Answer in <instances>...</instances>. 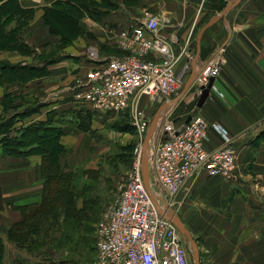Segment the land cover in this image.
<instances>
[{
  "label": "crops",
  "instance_id": "1",
  "mask_svg": "<svg viewBox=\"0 0 264 264\" xmlns=\"http://www.w3.org/2000/svg\"><path fill=\"white\" fill-rule=\"evenodd\" d=\"M19 1L23 7L35 9L29 28L38 32L34 38L37 44L56 41L57 37L46 30L43 14L46 6L58 0ZM222 2L109 0V10L101 8L103 13L99 19L83 12L78 25L81 30L91 32L96 42L108 45L109 50L105 48L103 54L109 58L122 56L114 36L117 31L137 23V16L143 17L145 9L157 18L161 34L177 35L174 52L186 44V53L176 66L179 71L191 53L194 38L191 68L196 54V34L207 16L212 15ZM220 47L224 48L223 64L214 82L223 96L209 93L198 107L197 100L192 101L191 94L181 93V89L159 104L164 108L159 113L160 125L155 134L165 120L180 126L193 111L209 124L219 123L229 132L237 154L234 176L227 180L201 172L189 178L179 194L180 198L183 196V203L177 213L190 232L196 234L193 236L197 239L201 260L205 253L210 264H264V0H242L204 30L199 43L197 71ZM76 61L65 58L50 65L47 74L26 85L36 96L50 98L35 111H30L29 118L43 119L49 110H54L57 125L64 126L62 110L81 108L72 97L75 82L72 75V82L66 83ZM11 85L10 91L16 92L18 87ZM144 97L142 103L146 102ZM74 131L75 136L80 135ZM66 135L61 136L62 143H65ZM223 145L221 135L208 125L205 147L217 149ZM39 162L38 155H7L0 148V264H92L96 257L95 228L80 239L76 235L67 246H43L33 251L19 248L9 240L10 226L22 220L19 208L41 198L43 179Z\"/></svg>",
  "mask_w": 264,
  "mask_h": 264
},
{
  "label": "built area",
  "instance_id": "2",
  "mask_svg": "<svg viewBox=\"0 0 264 264\" xmlns=\"http://www.w3.org/2000/svg\"><path fill=\"white\" fill-rule=\"evenodd\" d=\"M159 28L157 18L145 11L139 23L117 32L118 46L126 53L99 62L76 79L72 87L76 102L97 110L130 109L140 142L147 127L141 98H170L177 92L180 78L176 66L187 50L184 44L174 52L177 35L165 36ZM223 50L218 48L200 66L194 79V85L202 89L212 78L209 93L220 97L223 92L214 80L223 64ZM208 125L221 135L222 147H205ZM158 133L149 160L153 191L160 188L174 201L186 181L201 172L227 180L234 176L236 150L232 137L221 124H209L193 112L180 126L165 120ZM141 147L138 144L135 148L137 157L128 179L96 222V257L92 264H191L183 237L160 214L145 188L140 168Z\"/></svg>",
  "mask_w": 264,
  "mask_h": 264
},
{
  "label": "rangeland",
  "instance_id": "3",
  "mask_svg": "<svg viewBox=\"0 0 264 264\" xmlns=\"http://www.w3.org/2000/svg\"><path fill=\"white\" fill-rule=\"evenodd\" d=\"M6 1L7 0H3L0 3V57H2L0 58V63L5 62L8 64L26 65L40 64L43 67L40 68L39 72H37L38 74L33 75V77L25 81L22 78H16V80L12 82H0V87L2 89V93L0 95V148L2 152V138L4 133L9 134V136L15 137V140H22L24 139L21 136L22 130L27 125L35 121H46L49 112L54 111L49 110L45 118L36 120H32V118H29L32 113H29L25 116H22V114H20V112H23L28 108L31 109V111H35L34 109H36L41 103L46 102L50 99L48 97L41 98L39 96H36L31 89H27L26 85L29 82L34 79L43 77L48 73V67L50 65L53 66L54 64H57L65 58H75V60H77L75 62V65L72 64L74 69L71 68L70 75L66 77V79H70L66 81V83L68 82V84L73 80L75 81L76 79L80 78L84 72H86L93 66H96L99 62H105L107 59H109V56L103 54L105 48H107V51L109 50L108 45L106 46L105 44L96 42L95 39L85 34V32L88 31H83L81 30V28V34L70 38L68 40L69 42L59 40V36L53 34L57 37L56 41L45 42L42 45H38L36 40L34 39L38 32L36 30L32 31L33 28H29V23L32 18L26 24V21L22 20L23 18L21 19L12 11L2 8L4 5H6ZM17 1L20 3L19 0ZM228 1L229 0H223V2L218 5V8L223 5L225 6ZM78 4L83 12L88 13H91L90 11H96L99 12V14H102L103 11L101 10V8L109 10V0H78ZM223 7H221V9ZM201 8L202 5L200 6V9ZM218 8H215L216 12L213 10L214 13L212 15L207 16V19L203 22V24H201L200 28L208 21L210 17L221 11V9ZM145 11L146 10L144 9L143 15ZM137 18L138 19L136 20V22L139 23L142 15L137 16ZM46 30L48 31L47 28ZM48 33L50 32L48 31ZM89 33L92 34L91 32ZM114 39L119 50L123 52V54L126 53L125 50L118 46V36H114ZM194 43L195 39L193 38L191 53L187 56V61L184 63V65L180 67L178 74L180 78L179 89L177 90L176 94H178V92L183 89L184 82L191 72L190 59L194 55L192 53L193 49L195 48ZM27 50L29 52L26 53ZM66 52H69V55ZM20 56H26L27 59H21ZM151 56L153 57L154 55L151 54ZM96 57L97 60H95ZM94 63L96 64L93 65ZM71 75L72 81L70 78ZM6 78L8 79V77ZM194 82L195 81L193 80L191 86L185 91V93L191 94L192 101L197 100V97L200 94L199 90H201V88L196 86V84L194 85ZM11 84H15V86L18 87L16 89V92L10 91V88L12 87ZM144 98L146 102H141V109L143 111L144 120L147 121V127L145 132L142 133L143 135L141 142L138 130L133 124L130 109L119 111H102L93 108L89 104L77 102L81 108L67 107L61 112L65 113L63 124H65L64 126L67 127L65 133L68 135H66L65 143L61 142V138L60 142L66 149V152H64L63 156H65L66 158L67 165L71 167L65 169L72 175V192L74 194L80 192V198L77 202L78 206L82 205L83 202H86L85 209L83 210L81 216H84L85 213L86 215L93 217L92 222L90 223L92 229L95 228L96 222L100 218L106 206L113 200L115 196L118 195L121 185L124 184L128 179L131 167L135 161V158L137 157L135 148L138 144H141V146L143 145L144 137L154 116V113L156 112V109L158 108L160 103L168 99L148 96H145ZM167 112L169 114L171 113L169 110H167ZM12 114H17L19 116H14ZM70 117L72 119H70ZM56 122L57 120H55L53 125L59 126ZM129 125L133 128L132 132H127L124 130V127ZM159 125L160 122L158 118L154 134L150 141V148L154 146L156 140L159 137V133L157 135L155 134L156 127H158ZM64 126H62V128ZM73 129L75 130V133H80V135L75 136L73 133ZM28 140L33 143V145L39 141L37 135L28 136ZM28 143L29 142L25 144L27 145ZM129 146H131V150L127 149ZM32 155L40 156L39 165L41 166V155ZM42 179L44 180L43 177ZM150 185L152 188V177H150ZM51 188L52 190H54L55 186L52 184ZM153 192L165 202L167 207L178 212V209L183 203L182 195L181 198L180 195H178L177 199L172 201L169 195L160 188H155ZM160 203L163 205L162 202ZM63 213L64 210L61 209L59 212V217H62ZM74 213L76 216H79L78 212L74 211ZM80 222L83 223L84 221ZM85 233L87 232L80 230L77 233V236H79L78 238L80 239L81 236H83ZM192 235L196 234L193 233ZM80 244L82 245V243ZM185 245L187 247V255L190 259V262L191 264H194L192 258V249L189 242H185ZM202 256L203 262L200 258V264H210L209 257L205 253H203Z\"/></svg>",
  "mask_w": 264,
  "mask_h": 264
},
{
  "label": "trees",
  "instance_id": "4",
  "mask_svg": "<svg viewBox=\"0 0 264 264\" xmlns=\"http://www.w3.org/2000/svg\"><path fill=\"white\" fill-rule=\"evenodd\" d=\"M2 8L12 11L21 19L23 18L22 20L26 21V24L35 12L34 8L23 7L17 0H7L6 5ZM90 12L94 19H99V12ZM82 15L83 11L78 4V0H58L53 5L44 8L43 20L51 34L58 35L59 40L68 41L70 38L81 34L82 31L78 22ZM85 34L93 38L89 32H85ZM27 52L29 51L27 50ZM42 67L40 64L0 63V82H12L16 78H22L25 81L38 74L37 72ZM30 111L31 109L28 108L20 112V114L25 116ZM12 115L19 116L17 114ZM57 119L56 112L51 111L46 121L32 122L22 130L21 136L24 139L15 140V137L9 136L7 133H4L2 138L3 153L5 154L13 156L40 154L42 157L40 168L44 180L40 201L21 206L19 209L22 220L11 225L8 230L9 240L17 247L28 251H33L37 247L43 246H67L71 244L73 237L80 230L86 232L92 230L90 223L93 217L85 213L84 216H81L86 202L78 206L77 202L80 198V192L75 194L72 192V175L65 169L71 167L67 165L66 158L63 156L66 149L60 142V138L65 133L66 128L54 126L53 123ZM70 119L72 118L70 117ZM124 130L132 132L133 128L129 125L125 126ZM30 135H37L39 141L33 145L28 140ZM27 142L29 143L26 145L25 143ZM127 149L131 150V146ZM52 184L55 186L54 190L51 188ZM61 209L64 210V213L62 217H59ZM74 211L78 212L79 216H76Z\"/></svg>",
  "mask_w": 264,
  "mask_h": 264
},
{
  "label": "water",
  "instance_id": "5",
  "mask_svg": "<svg viewBox=\"0 0 264 264\" xmlns=\"http://www.w3.org/2000/svg\"><path fill=\"white\" fill-rule=\"evenodd\" d=\"M241 1L242 0H229L226 3V5L221 9V11L213 15L212 17H210L208 21L197 32L196 34V54L191 63V72L184 82L181 93L185 92L191 86L195 78V75L197 74L196 61H197V56L199 53V43H200L201 36L204 30L210 27L212 24H214L218 20H220L221 18H223L232 7L236 6ZM212 82H213V79L211 78L208 85L206 87H202L201 93L199 94L197 102H196L198 107H200L205 101V99L207 98L209 94V87L211 86ZM162 108H164V105L159 106V108L154 113V116L149 124L146 135L144 137V141H143V145L141 149V157H140L141 174H142L145 188L148 191L149 195L151 196L153 202L155 203L158 211L164 218L169 220L178 229L179 233L181 234L185 242H189L191 249H192V258H193L194 264H200V251H199L196 238L191 234L190 230L184 224L179 214L176 211L172 210L171 208L167 207L165 202L152 191L151 185H150V168H149V154L151 152L150 141L154 134L155 126L157 124L159 113ZM189 118H190V115L187 117L186 121ZM160 202L163 203L164 207Z\"/></svg>",
  "mask_w": 264,
  "mask_h": 264
}]
</instances>
